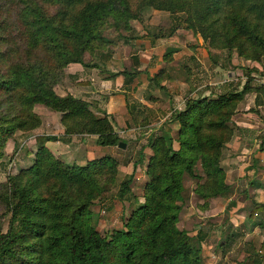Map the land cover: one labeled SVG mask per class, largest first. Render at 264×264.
<instances>
[{
    "label": "trees",
    "instance_id": "obj_1",
    "mask_svg": "<svg viewBox=\"0 0 264 264\" xmlns=\"http://www.w3.org/2000/svg\"><path fill=\"white\" fill-rule=\"evenodd\" d=\"M0 6L18 10L14 22L3 20L0 32L20 36L25 45L21 53L0 51V159L16 131L40 126L34 105L60 114L65 137L94 136L100 147L126 145L107 115L98 117L86 101L53 90L67 65L90 66L84 54L101 48L108 19L127 30L144 13L164 12L200 36L210 58L211 49L252 62L264 57V0H0ZM131 75L123 71L110 77L123 76L128 84ZM164 80L168 75L157 74L149 84L169 95V88L161 86ZM250 92L256 94L255 106H264V85H252L251 79L240 91L187 99L184 110L171 115L179 126V149L166 132L148 139L152 155L144 202L132 209L122 231L105 237L92 225L91 207L117 183L116 161L105 156L84 166L66 165L43 144L49 139L38 138L32 165L9 177L5 186L9 221L7 231L0 232V264H201L200 243L176 226L183 175L197 180L193 193L203 201L201 208L229 192L223 153L236 133L232 118ZM198 163L202 174L195 171ZM132 180L133 173L120 182V200ZM254 207L250 220L264 211V205Z\"/></svg>",
    "mask_w": 264,
    "mask_h": 264
},
{
    "label": "rangeland",
    "instance_id": "obj_2",
    "mask_svg": "<svg viewBox=\"0 0 264 264\" xmlns=\"http://www.w3.org/2000/svg\"><path fill=\"white\" fill-rule=\"evenodd\" d=\"M47 10L48 12L52 11V8L48 7ZM16 17H18V10L12 9L6 11L4 7L0 6V26H3L4 19L14 22ZM177 25L178 24L173 22L172 17H170L168 13L158 11L144 13L141 21H130V29L127 30L123 28H115L112 21L108 19L101 31V37L105 40V42H99L101 48L84 54L83 62L88 63V65L93 66L96 62L103 61L107 62L110 65V68L114 66V68L121 73L123 70H127L125 67L128 64L126 58L128 57L129 48L125 46H130L132 53H135V55H142L146 49H144V44L142 45L140 41L145 40L144 38L148 37L151 40L158 39V58L159 55L162 54V62L165 64H170L171 61L173 62L171 66L167 65L169 67L168 70L164 66V68L158 70L157 73L158 75L165 73L168 75L169 79L173 80V84H168V80L163 81L165 82V87L170 85L169 89L166 87L170 93L169 95H165L164 92L162 93V91L156 89L155 96H157L156 98L158 99L156 105L159 107V112L157 116L155 115L154 119L157 117L158 119L154 120V123H152L151 120L149 125H153L144 129H135V131L131 132H128L127 130H119L118 135L120 136V139L126 143L125 149L120 147H101L99 151L97 150V153L92 151L93 155L91 158L86 159L84 152L88 150L86 146L89 143L85 142L83 144V146H85L84 150L81 148V150L75 151L72 149V146H59L60 154L56 158H59L66 165L75 164L77 166H84L87 161L101 159L105 156L113 158L117 163L119 173L117 174V183L104 193L101 199L96 200L91 207L93 214L92 225L102 237L111 235L114 231H122L124 229V222L130 216L132 209L136 207L137 203L142 204L144 202V187L149 180L145 175V171L148 159L152 155L151 149L147 146L148 139L166 132L173 140V148L175 150L179 149V144L176 141L179 126L177 123L170 122V120L173 113H178L184 110L187 99H192L191 89L198 88L195 96H193V98L196 99L199 98L200 95H208L210 90L213 89H215L216 95L218 93H225L229 90L240 91L249 79L252 80V85H264V57L261 58L260 62H252L240 58L233 53L229 56L227 51L211 49L210 54L212 57L210 58L205 43H203L205 46L203 47L206 49L205 52H202V47L200 48V51L190 50V47H192V49L199 48L197 39L200 38V36L194 35L191 31ZM173 30H175V32H173ZM178 31L187 32L189 35L186 40L182 39V43L179 40L182 35L174 37ZM8 35H10L9 38ZM0 36L2 37V41L0 42L1 52L7 51L11 48H17L19 53H21V51L25 49V45L20 36L8 33V30L1 31ZM170 39V43L178 45L177 48L164 44ZM163 50L164 52L162 53ZM146 53L147 52L145 51L144 54ZM173 54H176L175 57H172ZM99 55H108L109 58L106 59V57H100ZM131 59L132 57L130 60ZM8 61H12V59L10 58ZM203 61L206 62V67ZM175 62L178 64H174ZM160 63L161 62L159 61L158 64ZM71 65L74 64L72 63L66 66L63 70V76H61L59 82L53 86V90L58 96L63 97L68 94L70 95V92L75 96L79 91L78 89L83 88L79 87L83 86L81 85L83 82L78 80L80 77L73 76L75 70H72V68L70 69ZM208 65L210 67L212 65L213 68L216 66V69H208ZM1 68H3V66H0V69ZM152 68H154V66ZM190 71L192 72V76L197 75L196 78L188 76L190 75ZM129 73L132 74V71ZM174 96L176 99H174ZM255 98L256 94L254 93L250 92L246 94L236 113L238 116L233 117L231 122L233 124L235 120L242 119L245 124H251L254 128L253 130L248 131L255 132L251 144H254V140L256 139V145L260 143V141H263L264 143V120L260 119V116L262 117L264 115V107L261 106L258 108L255 106ZM161 102H164L165 105L163 103L161 104ZM256 112L258 114H255ZM32 113L39 117L40 126L35 130L28 132L16 131L12 138H9L6 141L3 150L4 156L0 159L1 233H5L8 229L9 214L5 207V203L2 200L6 195L5 186L8 178L13 177L18 174L20 170L26 169L32 165L34 154L39 146L37 141L38 138L49 139L46 142H63L65 138L68 139L64 134H60L61 132L57 129V125L60 124L58 123L60 117L59 113L54 112L43 105H34ZM104 115L105 113H103L102 116ZM48 124L51 125V128L45 127ZM46 130L47 133H49V136L44 135ZM236 134H238V132H236ZM13 138L14 140H12ZM73 138L81 139V136H74ZM249 138L251 137H246L248 140ZM84 139L83 141H85ZM92 144L94 145V141H92ZM73 146H79V143ZM147 147L150 150L145 149L146 151L143 152L144 148ZM226 155L227 152L224 151V161L227 159L224 164L228 163L227 166L226 164L224 165L225 173L230 172L227 182H232L231 185L233 186L235 185L233 183L234 180L238 183L240 182L237 178L233 179V173L237 170L238 160L230 161L235 156ZM140 161L141 163H139ZM133 164L136 165L135 168H133ZM195 171L196 173H201L199 163L196 165ZM257 172L258 169L256 170V173ZM132 173L133 180L129 187L130 190L124 194L120 200V198H118V186L121 181H125ZM196 183L197 180L190 178L186 174L183 175V192L182 201L180 202L181 211L176 226L180 231L187 233V235L193 239V243H200L201 247H203L206 252L210 253L209 255H206V257L204 256V259L201 257V264H254V254H258L260 249L264 253V246L261 242L264 237V231L253 230V226L255 223L264 221V212H261V214L258 213V215L251 220L248 219L249 213L256 207H254L250 200L245 197V194L237 191L236 195H230V193H228L222 196V198L219 197L216 200L211 199L213 200L211 202L212 206L209 214L211 216H204L207 214H199L200 210L198 211L196 209L202 207L203 201L193 193ZM199 202L202 204H199ZM233 218L237 221V226L235 230H233L234 232H232V234L235 235V245L233 246V251L229 254L225 250L227 247L225 236L218 239L220 228L219 226L214 228V226L218 225L217 223L220 221L225 227H231L229 225L230 219ZM240 220L241 223H239ZM213 231L215 234H212ZM222 242H224V247L220 248ZM261 246H263V248H261ZM221 251H223V254H221ZM249 255L251 257L250 259L248 257ZM261 263H264V255L262 256Z\"/></svg>",
    "mask_w": 264,
    "mask_h": 264
},
{
    "label": "crops",
    "instance_id": "obj_3",
    "mask_svg": "<svg viewBox=\"0 0 264 264\" xmlns=\"http://www.w3.org/2000/svg\"><path fill=\"white\" fill-rule=\"evenodd\" d=\"M181 35H182V37L179 40L182 43V39L186 40L189 35L187 32H179L178 31L176 33V36H174V37H178ZM144 39L145 40L140 41V43L142 45L144 44L143 45L144 49H146V50H144L142 55H139V54L135 55V53H132V51H131L132 49L130 46H128V45L125 46V47L129 48L128 57L126 58L128 64L125 67V68H127V70H123V71H127L128 73L130 71H132V75H131V78H130L128 84H124L125 77H123V76L110 77L111 74L120 73V72L117 71L114 68V66H112L110 68V65L107 62H103V61L102 62H96L95 65L89 66V67H84V66H81L79 64H74V65H71V67H70V69L72 68V70H75L73 73V76L74 77H80L78 80L83 82L81 84L83 86H79V87H83V88L78 89L79 91L76 93L77 96L76 95L74 96V94L72 92H70V95L89 103L90 104V110L93 111V113L96 116L101 117L103 115V113H105V115H107L109 117V119L111 120L112 126L114 127V130L117 133H119V130H127L128 132H131V131H135V129L140 130V129H144L146 127H150L153 125V124L149 125V123H151V120H152V123H154L153 121L158 119V117L156 119H154L155 115L157 116L158 112H159L158 111L159 107H158V105H156L158 103V99L156 98L157 96H155L156 95L155 94L156 88H154L153 86H151L149 84V79L151 77H153L155 74H157L158 70H160L161 68H164V66L168 70V68H169L168 66H171V64L173 62L171 61L170 64L169 63L165 64L164 62H162L163 61L162 54L159 55V58H158V39H156V40L152 39L151 40L148 37H145ZM170 42H171V39L166 41V43H164V44H168V46H172L173 48L178 47V45L172 44ZM197 42H198L199 48L192 49V47H190L191 48L190 50L200 51V48L202 47L203 48L202 52H205L206 49L204 48L205 46L203 44V40L201 38H198ZM166 48H167V45H166ZM164 50H165V48H164ZM164 50L162 51V53L164 52ZM145 51L147 52L146 54H144ZM102 54H104V53H102ZM106 54H107V52H106ZM177 54H179V53H177ZM175 55L176 54H173L172 57H175ZM99 56L100 57L101 56L106 57V59L109 58L108 55H106V56L99 55ZM153 56H156V57H153ZM131 57H132V59L130 60ZM113 58H115V57H113ZM190 59H191V57H190ZM159 61L161 62L160 64H158ZM203 62H204V65L206 67V62L205 61H203ZM174 64L177 65L178 63L175 62ZM153 66H154V68H152ZM209 68L211 70H214V69H216V66H215V68H213L212 65H211V67L208 65V69ZM136 72H138V73H136ZM188 76L189 77L192 76L191 71H190V75H188ZM196 76L193 75L192 77L196 78ZM168 81H169L168 84L169 83L173 84L172 79H169ZM164 85H165V82L161 83V86H164ZM166 87L169 88L170 85H167ZM191 90H192L191 92H192V98H193V96H195L198 88L197 89L196 88L191 89ZM215 95H216L215 89H213V90H210L208 95H202V96L208 97V96H215ZM174 99H176L175 96H174ZM162 103L165 105L164 102H161V104ZM241 104L239 105V107L241 106ZM262 107H264V106H262ZM258 108H260V107H258ZM255 114H258V113L256 112ZM237 116H238V114H236L234 117H237ZM260 119L264 120V115L262 117L260 116ZM59 121H60V117H59ZM233 121H234V119H233ZM170 122H171V120H170ZM58 123H60V122H58ZM233 125L235 126L236 132H238V134H236V133L234 134V137L232 138L231 142L226 145L225 151L227 152L226 156H235L230 161L238 160L237 170H235V173H233L234 174L233 179L237 178L238 181H240L239 182L240 184L238 182H236L235 180L233 182L235 185H233V186L231 185L232 182H227V179H228L230 172L229 173L226 172L225 173L226 174L225 182L230 187L228 193H230V195L231 194L236 195V192L240 191L243 194H245V197L247 199H249L253 205H254V202H256L259 205H264V143H263V141H260V143L255 145V141H256V139H255L254 144L253 143H252L253 145L251 144V142L253 141L252 140L253 136H255L254 131L253 132L248 131V130H253V128H254V127H252L251 124L250 125L245 124L244 120L238 119V120L234 121ZM45 127L51 128V125L48 124ZM57 129L59 130V132H61L60 134H63V132H62L63 127L60 124L57 125ZM48 134L49 133H47V130H46V133L44 135L49 136ZM129 134H131V133H129ZM247 136H249L251 138H249V140H248V139H246ZM73 137H70L68 139L65 138V140L63 142H60V141L46 142L45 147L55 157H57L60 154V152H59V148H60L59 146L60 145H63L64 147L72 146V149H74V151L75 150H81V148H82V150H84L85 146H83V144L86 142V143L90 144V145L88 144L86 146V148L88 150L86 152H84V156L86 159L91 158V156L93 155L92 151L97 153L99 151V149L101 148L100 146L96 145V142H95L96 137H94V136H82L81 139L80 138H73ZM84 138H86V139H84ZM83 139L85 141H83ZM12 140H14V138ZM92 141H94V145L92 144ZM77 143H79V146H73V145H77ZM110 148H112V147H110ZM145 149L147 150L149 148L148 147L144 148L143 152L146 151ZM224 158L225 157H223V162H222L223 167L225 164H226V166L228 164V163L224 164V162L227 160L226 159L224 161ZM81 163H84V162H81ZM257 169H258V172L256 173ZM242 183H245V184H242ZM218 198H215V200ZM220 198H222V196ZM213 200L209 201L207 208H197L196 210H198V211L200 210L199 214H207L204 216H211L209 214L211 212L210 211L211 206H212L211 202ZM202 203L199 202V204H202ZM261 212H264V211H261ZM261 212H258V213L261 214ZM258 213L256 215H258ZM218 222H219V223H217L218 225L214 226V228L215 227L217 228L218 226L220 228L218 239H221L222 236H225V238L227 240V243H226L227 247L225 248V250L227 251V253L230 254L233 251V246L235 245V242H234V236L235 235L232 234V232H234L233 230H235V228L237 226V224H236L237 221L234 220V218L230 219L229 225L231 227H228V228L225 227L224 224L220 223V221H218ZM239 223H241V220L239 221ZM259 223H263V226H260ZM254 229L256 231H259V230L264 231V221H260L258 223H255V225L253 226V230ZM235 233H236V231H235ZM212 234H215V232L213 231ZM261 242L263 244L264 237H263V240ZM223 247H220V248H223ZM261 248H263V246H261ZM209 254L210 253L206 252L202 247V256L201 257L204 259V256L206 257V255H209ZM221 254H223V251H221ZM259 254L264 255V253L261 251V249L258 251V255ZM256 255H257V253L254 254V259H255L254 264H264V263H261L262 258L259 259L258 256H256ZM263 255H260V256L262 257ZM248 257H249V259L251 258L250 255ZM242 264H245V263H242Z\"/></svg>",
    "mask_w": 264,
    "mask_h": 264
},
{
    "label": "water",
    "instance_id": "obj_4",
    "mask_svg": "<svg viewBox=\"0 0 264 264\" xmlns=\"http://www.w3.org/2000/svg\"><path fill=\"white\" fill-rule=\"evenodd\" d=\"M125 146H126L125 144L120 143L118 147L125 149Z\"/></svg>",
    "mask_w": 264,
    "mask_h": 264
},
{
    "label": "built area",
    "instance_id": "obj_5",
    "mask_svg": "<svg viewBox=\"0 0 264 264\" xmlns=\"http://www.w3.org/2000/svg\"><path fill=\"white\" fill-rule=\"evenodd\" d=\"M264 84V83H263Z\"/></svg>",
    "mask_w": 264,
    "mask_h": 264
}]
</instances>
